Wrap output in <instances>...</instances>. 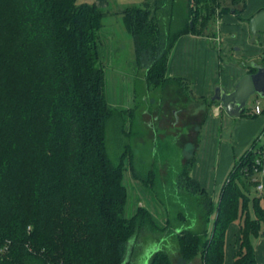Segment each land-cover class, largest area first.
Returning <instances> with one entry per match:
<instances>
[{
	"label": "trees",
	"instance_id": "1",
	"mask_svg": "<svg viewBox=\"0 0 264 264\" xmlns=\"http://www.w3.org/2000/svg\"><path fill=\"white\" fill-rule=\"evenodd\" d=\"M176 2L154 0L122 12L148 87L172 82L167 66L181 36L203 35L216 17L242 12L220 0H187L186 17L178 19ZM169 6L173 11L161 10ZM105 16L77 0H0V264H129L132 239L171 227H160L144 207L126 216L124 161L133 155L127 145L115 162L108 150L110 121L128 133L124 113L104 95L99 50ZM261 154L264 128L235 159L217 202L191 176L192 166L181 170L177 190L194 200L178 214L177 232L160 236L148 264H175L163 245L171 237L177 264L196 258L224 264L233 224V264H257L252 240L264 236V190H256ZM129 164L135 179L153 190L156 171L145 179Z\"/></svg>",
	"mask_w": 264,
	"mask_h": 264
},
{
	"label": "rangeland",
	"instance_id": "2",
	"mask_svg": "<svg viewBox=\"0 0 264 264\" xmlns=\"http://www.w3.org/2000/svg\"><path fill=\"white\" fill-rule=\"evenodd\" d=\"M220 3L222 7L229 9L234 7L237 10L242 9V12H240L241 16L247 9L249 1L240 0L236 6H233L232 0H220ZM243 4H245L244 7ZM164 14L162 12V15ZM178 15L180 18L186 17L185 12H178ZM178 15L176 14V16ZM169 16H163L166 26L169 22ZM215 19L217 20V17ZM99 56L105 77L104 95L112 108L124 113V127L128 133L126 135L120 132L122 123L109 122L107 128L109 153L112 159L117 162L124 147L128 145L133 155V160H130L131 158L127 156L124 161L126 170L124 172L123 184L126 186L128 192L126 216H133L139 207L147 208L154 221L160 227H166L170 222L171 227L167 231L168 236H170L172 233L177 232L175 227L178 224H175L178 214L186 210L188 211L189 206L187 203L189 199L194 200L192 197H189V193L185 195L181 189L177 190L176 185L179 173L181 170L189 169L192 166L197 144L200 143L201 147L204 146L208 129L213 126L211 123V117L214 115L212 105L217 102L212 101L208 97L206 103H209L208 106L211 109L208 110L206 106L202 108L206 111L209 119L207 124L202 127V117H204V114H195L193 112V110H198L199 107L194 105L195 101L191 98L189 84L185 81L173 79L171 80L172 82L163 88L148 87L146 82L147 68L137 64L135 55L132 59L122 58V60H112L104 58V51H101L100 48ZM238 61L233 55L229 54L225 56L222 62L225 66L230 63H238ZM260 62V65L264 67V57L261 58ZM217 87H215V90ZM195 89L197 90V88H193L194 92L198 93ZM195 96L198 95L195 94ZM255 99L256 97H252L248 102L246 114L254 113ZM259 100L262 107H264V99L259 98ZM222 113V117L218 120L216 142L214 146L211 145V148L214 147L216 152H220L221 145H226V147L229 145L230 149L235 151V148L238 147L236 146V139L238 140L237 137L241 130L242 133L246 130L244 129L245 125L242 124L240 119L227 115L225 111ZM220 121H222L221 124ZM222 134H225L226 137L231 135L229 136V141L222 137ZM258 135L252 139L247 149ZM261 143L259 142V145ZM243 153H240V155ZM215 158L216 161H219L218 155ZM131 161L134 162V168L142 178L146 179L152 170L156 171L157 178L152 185L154 191L146 187L141 181L135 179L129 164ZM232 161L225 179L231 171L235 159L232 158ZM215 165L218 166L217 164ZM259 179L260 183L264 185L263 171H260ZM179 229H181L180 225ZM167 233L162 231L156 233L145 231L136 243L135 239H132L129 242L126 261H129V264H144L150 253L158 250L160 246L159 242L164 240L160 236ZM163 245L166 250L170 251L173 256V262L177 264L179 257L176 255V239H172L171 237L169 238V242ZM133 247H135V250ZM225 264H227L226 260Z\"/></svg>",
	"mask_w": 264,
	"mask_h": 264
},
{
	"label": "crops",
	"instance_id": "3",
	"mask_svg": "<svg viewBox=\"0 0 264 264\" xmlns=\"http://www.w3.org/2000/svg\"><path fill=\"white\" fill-rule=\"evenodd\" d=\"M153 1L77 0L78 3L95 4L106 12L101 30L100 48L101 51H104V58L112 60L132 59L135 55L133 38L125 25L122 12L127 8L141 7L146 3H150L153 6ZM186 1L177 0L174 5L176 6L175 12L177 15L178 12L183 13L185 11ZM248 1L247 9L239 18L234 13L217 17V20L214 19L211 22L205 34H186L181 36L170 53L167 77L170 79H182L189 84L191 98L195 101L194 105L199 107L198 110H193V112L195 114H204L202 127L207 124L209 119L203 108L206 106L208 110L211 109L208 106L209 103L206 102L208 97L212 98L214 95L215 87L218 86L227 91H232L244 75L251 73L249 72L250 67H261L260 61L264 55V35L252 41L249 21L259 11L264 9V0ZM172 7H164L165 9L162 8L161 10L171 12L173 11ZM177 17L180 18L179 15ZM229 54L239 61L238 63H230L224 66L222 61ZM190 80L194 82L191 83ZM194 87L197 88L195 90L198 93L194 92ZM195 94L198 96H195ZM255 97V101L260 103L263 110L262 113L258 115L253 113V116L241 115L240 117H235L242 121V124L245 125L244 129H246L243 133L241 130L237 137L238 140L236 139V146L238 147L235 148V151H238L237 153L231 150L229 145L227 147L226 145H221L220 152H216L214 147L211 148V145H215L218 133V120L222 117V112L224 111L219 102L212 105V108H214V115L211 117L213 126L208 129L204 146L201 147L200 143L197 144L194 152L195 161L190 174L207 190L214 202L218 201L219 193L226 181V173L233 162L232 158L236 159L239 157L240 153L247 149L252 139L257 134H260L264 128V107L261 105L260 97ZM221 123L222 121H220ZM229 136L226 137L225 134H222V137L228 139V141ZM216 155H218L219 161H216ZM237 233L238 225L233 224L228 232L226 243L227 255L225 254V260L227 264H233L234 261ZM252 242L256 251L257 264H264V236L253 238ZM147 260L148 258H146L145 263ZM193 264H201V259L196 258Z\"/></svg>",
	"mask_w": 264,
	"mask_h": 264
},
{
	"label": "water",
	"instance_id": "4",
	"mask_svg": "<svg viewBox=\"0 0 264 264\" xmlns=\"http://www.w3.org/2000/svg\"><path fill=\"white\" fill-rule=\"evenodd\" d=\"M252 41L264 35V9L249 21ZM264 98V67H258L255 73L244 75L232 91L217 87L212 101L219 102L222 109L231 117H240L246 110L252 97ZM145 264H148L146 262Z\"/></svg>",
	"mask_w": 264,
	"mask_h": 264
},
{
	"label": "built area",
	"instance_id": "5",
	"mask_svg": "<svg viewBox=\"0 0 264 264\" xmlns=\"http://www.w3.org/2000/svg\"><path fill=\"white\" fill-rule=\"evenodd\" d=\"M262 108H261V106H260V103L258 102V101H256V103H255V107H254V113L255 114H261L262 113ZM257 164L259 165V166H264V154H261L258 158H257ZM246 171H247V169H246ZM263 173H264V168H263ZM256 190L257 191H262V190H264V185L262 184V183H259L258 184V186H256Z\"/></svg>",
	"mask_w": 264,
	"mask_h": 264
}]
</instances>
